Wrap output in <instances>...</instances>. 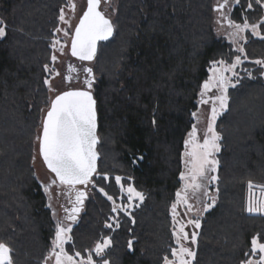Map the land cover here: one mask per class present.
<instances>
[{
	"label": "trees",
	"instance_id": "16d2710c",
	"mask_svg": "<svg viewBox=\"0 0 264 264\" xmlns=\"http://www.w3.org/2000/svg\"><path fill=\"white\" fill-rule=\"evenodd\" d=\"M65 2L0 0V26L6 31L0 37V241L12 249L13 264H43L55 235L32 159L49 102L44 66L50 64ZM260 14L254 0H240L231 16L241 21ZM212 20V0L116 1L113 35L99 43L92 62L100 175L94 174L95 187L72 224L65 244L69 254L85 255L110 238L104 253L93 255L95 261L162 264L170 257V206L180 187L198 92L212 61L236 55L215 34ZM243 48L244 70L239 83L228 88L227 108L215 123L222 137L216 201L200 220L192 264H242L251 255L253 237L264 243V214L247 211L248 182L264 186V80L255 62L264 58V38L247 33ZM105 174L107 180L101 178ZM116 176L144 199L129 214L117 212L119 227L108 228L113 205L98 189L119 200Z\"/></svg>",
	"mask_w": 264,
	"mask_h": 264
},
{
	"label": "snow or ice",
	"instance_id": "6c2138e0",
	"mask_svg": "<svg viewBox=\"0 0 264 264\" xmlns=\"http://www.w3.org/2000/svg\"><path fill=\"white\" fill-rule=\"evenodd\" d=\"M100 2L101 0H87V8L80 17L78 24H76L74 32L71 33V55L78 57L82 61H91L96 55L97 42L108 40L113 35L114 28L111 20L98 10ZM239 2L240 0H234L236 4H239ZM259 2L260 0H257V3ZM228 4L229 0H223L222 3L216 5L215 10L220 12L227 26L232 29L229 35L233 43H236L238 39L244 40L245 37L241 34L249 29L252 35L261 36L259 29L264 25V18L258 23L250 24L247 17H245L243 23H237L222 11ZM68 7L73 12L75 11L76 5L73 0H69ZM247 7L251 9L252 3L249 2ZM59 20L69 25V28H56L54 32H63L64 36L68 37L70 35V21L66 19L64 9L60 10ZM3 24L4 21L0 20V25ZM5 35V27L0 26V37H4ZM58 45L60 47L57 49ZM51 47L53 50L64 51V44L56 36L53 37ZM237 51L243 53V46L238 47ZM51 60L55 62L57 56L53 54ZM225 63L223 60L212 61V67L209 69L211 75L203 82L201 87V99L199 103L204 105L211 102L212 104L211 114L207 120V127L204 131L202 142L198 137V128L195 124L188 133V138L184 141V171L180 173V179L184 181V185L181 190L177 191L176 202L171 205L173 221L176 225L173 235L177 247L171 249L173 259H169L167 256L164 257V264H192L196 255L192 248L185 245L184 241L190 239L191 243L195 244L198 234L193 231L189 237V233L185 231V223L177 220V216L179 215L177 212L178 204L183 203L187 208V212L193 210V205L189 202V191L193 194L203 191V195L211 199L213 204L216 200L215 195H209L207 189L209 184L218 180V176L211 175V173L217 171L219 165V161L215 156L221 150L219 141L222 139L215 129V123L217 117L227 108L229 99L227 94L228 87L236 86L225 73L232 72L233 76L238 77L235 68L238 64L242 63V60L240 56H236L233 63L224 66ZM256 63L264 64V60H257ZM44 68L45 71H55V69H49L48 65H45ZM69 71H75V69L69 66ZM92 71L91 68H84V72L87 73V78L84 80V84L87 86L86 89L70 88L67 91L60 92L50 100V106L47 108L46 114L41 121V130L36 136L39 155L55 177L49 185L44 186L45 192H49L51 186L56 185L57 182H59V185L67 186L69 190L76 191L73 207L70 210L65 209L66 213L70 211L66 219L73 222L76 220V214L80 212L83 201L87 196L85 191L76 190L75 186L92 184L95 187L94 174L100 175L97 172L96 166L98 153L95 149L99 141L96 135V100L91 91L94 80ZM56 75H59V73L56 72ZM66 79L71 81V75L67 76ZM44 83L49 85L50 91L53 90L47 79ZM236 83H239V79L236 80ZM212 89H218L220 94L209 97L207 94ZM192 116L197 117V113L193 112ZM153 123H155V120H153ZM35 159L34 155L33 160L35 161ZM101 178L104 180L108 179L106 174ZM123 179L121 176H116L115 182L120 186L122 193L126 192L127 200L130 202L128 205L117 204L116 199L110 196L104 188L98 189L101 194L112 202L113 213L118 212L120 209L127 211V208L132 206L131 202L135 198L141 201L144 199L143 193L137 191L131 184L125 189L121 183ZM248 187L249 189L253 187L251 181L248 182ZM259 187L264 191V186ZM210 207H212V204H206L204 210ZM247 211L249 213L264 214V201H253L250 198ZM53 215L55 216V213ZM187 224H191L197 229L201 226L198 218L189 219ZM106 227L111 228L112 225L107 224ZM116 227H119L118 220L116 221ZM71 230V224L66 225L62 220L56 221L55 235L51 241L52 247L49 256L45 258V264H47L50 258H54V264H96L92 252H89L87 257L84 258L78 251L72 254L66 251L65 244L71 240V236L69 235ZM110 244V238H104L102 242H97L94 249L95 255L101 256ZM131 248L132 241H129V249ZM251 249L253 254L259 253V259L254 260L250 258L242 262V264H264V243H260L257 237H253ZM11 253L12 249L9 245L6 242L0 241V264H13ZM102 264H109V261L103 260Z\"/></svg>",
	"mask_w": 264,
	"mask_h": 264
},
{
	"label": "rangeland",
	"instance_id": "374dc122",
	"mask_svg": "<svg viewBox=\"0 0 264 264\" xmlns=\"http://www.w3.org/2000/svg\"><path fill=\"white\" fill-rule=\"evenodd\" d=\"M85 1L86 0H73V2L76 5L74 12L71 10L70 7H68L69 0H66L65 4L60 8V10L64 9L66 19L70 21V35L68 37H65L63 32H60V33L54 32V36L60 38L62 43L64 44V51L60 52L58 50H53V48L51 47L52 48V55L55 54L57 56V60L55 62L50 60V64L48 65L49 69H55V71H47V73H48L47 80L50 82L51 88L53 89L52 91H50L49 85L47 84V87L49 90L48 91L49 92L48 93L49 94V96H48L49 102L55 94H57L58 92H60L64 89L74 88V87H85L84 80L87 78V73L84 72V68H88L89 66L92 67V63H86L83 61H78L75 58L71 57L69 52H68V45H69L71 33H72V30H73V28H74V26L78 20L79 15L81 14V12L83 11V9L85 7ZM116 1L117 0H106V1L103 0L101 2L102 9L107 16H109V17L113 16V14L115 12V8H116ZM212 1H213V20H212L213 30L217 36L223 37L224 39H226L231 44L232 49H234L235 53H236V55L233 56L231 61H225V59H221V58L217 59L215 61L223 60L226 62L224 66H227L228 64H231L235 61L236 56H240L242 63L245 62L247 60V58L244 56V52L241 53V52L237 51V49H238V47L243 46V44L245 43L246 34L247 33L252 34L251 30L249 29V30H247L241 34L245 37L244 40L238 39L236 43H233L232 38L229 35V33L232 31V29L227 26V23L225 22L224 18L221 17L220 12L215 10L216 5L218 3H222L223 0H212ZM254 2L259 6V8L261 10V14L257 15V16L254 15L252 20H248L250 24L258 23L261 21L262 18H264V0H260L259 3H257V0H254ZM235 5H236V3H234V0H229V4L226 5L225 9H223L222 11L230 19L236 21L237 23H243V20L237 21V20L233 19L231 16L232 10H233ZM59 15H60V13H59ZM262 26H264V25H262ZM56 28H69V25H66L63 22H61L59 20V17H58V25ZM259 30H260L261 36H255V37H264V33H262V31H261V27ZM59 47L60 46L58 45L57 49ZM262 60H264V58ZM241 64H238L235 68V72L238 73V76H239V72L244 70L241 67ZM69 66H72L75 69V71H69ZM260 66L262 68L261 69L262 70L261 71V77L264 80V64H260ZM211 67H212V64L210 63V65L208 67V74H207V77L205 78V80H207L209 78V76L211 75V72L209 71V69ZM56 72H58L59 75H56ZM69 75H71V77H72L71 81H68L66 79V77ZM225 75L231 78L232 83L236 84V80L238 79V77L233 76L232 72H226ZM203 82H202V84H203ZM93 83H94V81H93ZM202 84H201L199 92H198L197 108L194 111L197 113V117L192 116L193 117L192 126L194 124L197 125L198 137L200 138L201 142L203 139L204 131L207 127V120L211 114V107H212L211 102L209 104H204V105L199 103V100L201 99L200 92H201ZM230 87L231 86H229L228 88H230ZM219 94L220 93H219L218 89H212L211 91H209V93L207 95L210 97V96L219 95ZM49 102H48V105H49ZM48 105L45 108H43L44 111L47 109ZM44 111H42V115H43ZM41 118H42V116H41ZM192 126H191V128H192ZM39 130H40V127L37 129V135L39 134ZM190 131H191V129L189 130V132ZM188 133H187L185 139L188 138ZM184 151H185V145L183 147V152H182V170H181V172L184 171V158H183ZM34 155L36 157L35 161L32 159V166L34 169V173H35V176H36L37 180L39 181V183H40V185H41V187L45 193L48 206L51 205V207H49V208H50V211L52 213L53 220H54L55 224H56L57 220H62V221H64V223L66 225L67 224L72 225L76 220L74 222L67 220L66 217H67V215L70 214V211L68 213H66L65 209L70 210L73 207L74 202H75V197H76V191L75 190H69V188L67 186L59 185V182H57L56 185L51 186L49 192H45L44 186L49 185L51 180L54 179V176L49 170H47L45 168V166H44V164H43V162L39 156V153H38V143L36 142V140L34 143V154H33V156ZM215 158H216V156H215ZM211 175H216V172L211 173ZM215 183H216V181L209 184L207 186V189H208L209 195H215V197H216ZM183 185H184V181H182L180 179V187L178 190H181L183 188ZM91 186H92V184H89L87 186L76 185L75 189L76 190H84L88 196L91 193ZM123 186L125 189L128 187V185H123ZM119 189H120V186H119ZM120 192H121V190H120ZM121 194H122L123 198L120 197L119 200H116V203L128 205L130 202L127 200L126 192L125 193L121 192ZM250 198L253 201H264V191H262L261 187H259L258 185L253 184V187L251 189H249V187H248L247 206H248V202H249ZM140 202H141V200H139L138 198H135L131 202L132 206L128 207L127 211L120 209V210H118V212L121 211V212H124L126 214H129V212L134 207H136ZM174 202H176V195H175V199H174L173 203ZM189 202L193 205V210L191 212H187V208L183 203L178 204L177 212L179 213V215L177 216V220L185 223V231L189 233V237H190L191 233L193 231L198 233V229L195 228L191 224H187V221L189 219H196V218L201 220L203 214L211 208L210 207L207 210H204L205 205L206 204H212V206H213L214 204L212 203L211 199H209L207 196L203 195V191L197 192L195 194H193V193H191V191H189ZM53 213H55V216L53 215ZM185 213H187V214H185ZM170 216H171V223H172L171 224V230H172V236H173V247L172 248H174V247H177L176 242H175V237L173 235V231H174V228L176 225H175V222L173 221L171 206H170ZM116 217H117V212L114 213L110 217V220L107 224H111L112 226H115L116 221H117ZM103 239L98 241V242H102ZM184 243L186 246L192 248V250L195 251V244L196 243L192 244L190 239L188 241H184ZM96 244H97V242L93 245V247L91 248L90 251H87L85 255H81V256L86 258L87 255L89 254V252H92L93 255H95L94 249H95ZM49 252H50V250H49ZM48 256H49V253L46 255V257H48ZM168 258L173 259V257L171 256V252H170V257H168ZM250 258L254 259V260H258L259 259V253L253 254L252 249H251V255L248 259H250ZM102 262L96 261V264H102ZM43 264H45V260H44ZM47 264H54V258L48 259ZM162 264H164V261Z\"/></svg>",
	"mask_w": 264,
	"mask_h": 264
},
{
	"label": "water",
	"instance_id": "95a60500",
	"mask_svg": "<svg viewBox=\"0 0 264 264\" xmlns=\"http://www.w3.org/2000/svg\"><path fill=\"white\" fill-rule=\"evenodd\" d=\"M86 8H87V0H86V3H85V7H84V9H83V11L81 12V14L79 15V17H78V20H77V22H76V24H78V22H79V19H80V17L82 16V14H83V12L86 10ZM98 10L99 11H101L104 15H105V17L106 18H108V19H110L111 20V17H109V16H107L106 14H105V12L100 8V6H99V8H98ZM112 22V21H111ZM76 24H75V26H76ZM75 26H74V28H75ZM74 28H73V30H72V32H74ZM114 28V27H113ZM114 32V31H113ZM112 37V36H111ZM111 37H109V39L111 38ZM108 39V40H109ZM106 40H104V41H98L97 42V50H98V46H99V43H101V42H105ZM97 50H96V54H97ZM68 52H69V54H70V56L71 57H73V58H75L76 60H78V61H82V60H80L78 57H74V56H72L71 55V37H70V40H69V45H68ZM95 57H96V55H95ZM95 57L91 60V61H83V62H86V63H92L93 61H94V59H95ZM88 68H91L92 69V67L91 66H89ZM92 75H93V71H92ZM94 81V80H93ZM86 87L87 86H85V87H74V88H71V89H86ZM70 88H67V89H64V90H62V91H60V92H63V91H67V90H69ZM92 91V90H91ZM60 92H58L57 94H59ZM57 94H55V95H57ZM93 94V93H92ZM55 95L51 98V99H53L54 97H55ZM94 97V96H93ZM95 99V98H94ZM50 106V102H49V105H48V107ZM47 107V108H48ZM47 110V109H46ZM46 110L44 111V113H43V115H42V118H43V116L46 114ZM41 121H42V119H41ZM40 130H41V126H40ZM40 130H39V132H40ZM96 135H97V130H96ZM97 137H98V135H97ZM98 141H99V138H98ZM96 152L98 153V150H97V145H96ZM38 153H39V146H38ZM40 156V155H39ZM99 153H98V158H97V161H96V166H97V164H98V159H99ZM40 158H41V160H42V157L40 156ZM42 162H43V160H42ZM44 164V163H43ZM44 166H45V168L47 169V170H49L48 168H47V166L44 164ZM50 171V170H49ZM51 172V171H50ZM53 174V173H52ZM53 176H54V174H53ZM55 178V177H54ZM84 186V185H83ZM84 191V190H83ZM87 197V196H86ZM84 201H85V199H84ZM84 201H83V204H84ZM83 208V205H82V207H81V209ZM81 211V210H80ZM80 213V212H79ZM79 213H77V215H76V219H77V217H78V214Z\"/></svg>",
	"mask_w": 264,
	"mask_h": 264
},
{
	"label": "flooded vegetation",
	"instance_id": "af4514ba",
	"mask_svg": "<svg viewBox=\"0 0 264 264\" xmlns=\"http://www.w3.org/2000/svg\"><path fill=\"white\" fill-rule=\"evenodd\" d=\"M103 0H101V2H102ZM104 1H106V0H104ZM101 2H100V8L102 9V4H101ZM85 3H86V1H85ZM103 10V9H102ZM86 86V85H85Z\"/></svg>",
	"mask_w": 264,
	"mask_h": 264
}]
</instances>
